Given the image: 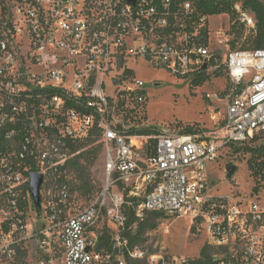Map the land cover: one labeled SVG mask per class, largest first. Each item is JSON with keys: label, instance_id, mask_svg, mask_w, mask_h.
<instances>
[{"label": "built area", "instance_id": "1", "mask_svg": "<svg viewBox=\"0 0 264 264\" xmlns=\"http://www.w3.org/2000/svg\"><path fill=\"white\" fill-rule=\"evenodd\" d=\"M232 10L228 15L247 37L256 35V14L239 0H233ZM211 17L191 0H0L2 256L13 260L31 238L27 219L35 210L47 218L49 245L60 248L61 264H113L114 259L128 264L96 251V229L106 217L123 251L128 245L122 238L124 210L136 200L141 221L158 212L201 223L206 245L214 248L209 264H264V199L215 196L210 171L224 147L245 145L264 133V49L230 51L223 65L202 41L210 35ZM128 59H144L180 77L224 67L230 80L224 135L143 136L117 127L120 99L139 106L147 100L139 80L117 101L107 93L106 78ZM95 129L104 145V187L86 209L67 216L70 194L62 173L71 158L70 142ZM33 173L44 177L41 209L30 192ZM128 252L132 260L146 258L137 249ZM148 261L196 264L161 256Z\"/></svg>", "mask_w": 264, "mask_h": 264}, {"label": "rangeland", "instance_id": "2", "mask_svg": "<svg viewBox=\"0 0 264 264\" xmlns=\"http://www.w3.org/2000/svg\"><path fill=\"white\" fill-rule=\"evenodd\" d=\"M234 24L235 28L243 34L242 40L236 44H234L236 36L231 32ZM209 32V50L213 55L220 57L223 65L230 51L242 49L243 43L248 38L245 28L239 26L236 17L228 14L211 17ZM126 69H130L132 75L124 78L122 75ZM111 72L106 78V83L107 93L113 96V100L117 101L122 97L120 92L125 88H134L136 80L145 83L147 94L146 103L140 106L133 99L127 101V113L117 112L118 115L114 119L117 127L125 125L128 129L151 128L157 131V134L153 136L164 133L179 134L187 129L204 137L224 135L226 117L224 97L230 91V80L225 69L221 76L213 70L208 71L210 80L200 87L192 86L194 76L174 75L164 69L151 66L144 59H128L123 67L113 69ZM113 76L116 77L114 81ZM213 95L217 97H210ZM257 138L255 143L250 142L245 145L249 147L263 145L264 133ZM100 143L102 144L101 140ZM240 146L230 145L221 150L217 162L210 170L213 181L212 192L215 196L224 198H233L236 193H240L245 196L253 194L255 197L261 196L264 199V181L258 185L252 177L248 169L251 155L237 151ZM233 165L238 170L229 178L228 169ZM89 173L91 179L97 182L102 190L105 183L103 144L102 156L91 167ZM69 179L73 180V176ZM97 197L98 195L88 201L76 192L72 195L73 201L67 212L77 213L88 207ZM27 223L31 238L17 248V254L13 260L0 254V264H13L19 260H24L26 264H49L53 259L55 264H61L60 248L55 250V247L49 245L50 234L47 232L48 221L45 214L37 213L35 210L29 211ZM158 223V229L147 234L144 243L136 248L144 252L146 257L141 259L140 264H150L148 258L152 256L200 259L201 251L206 246V234L201 223L188 216L168 215H164ZM106 224H108L107 218L103 217L97 225V231L102 230ZM119 258L126 260L123 255ZM130 264L137 263L130 262Z\"/></svg>", "mask_w": 264, "mask_h": 264}, {"label": "trees", "instance_id": "3", "mask_svg": "<svg viewBox=\"0 0 264 264\" xmlns=\"http://www.w3.org/2000/svg\"><path fill=\"white\" fill-rule=\"evenodd\" d=\"M195 3L199 13L208 16H217L223 14H232V5L233 0H191ZM237 1V0H235ZM244 2V6L254 12L257 17V34L254 36H248L246 41L243 43L242 49L244 50H259L264 49V0H239ZM239 26H242L239 23ZM240 30L235 28V24L231 28L232 34H235L236 42H239L243 38V34ZM209 35L202 37V41L206 46H209ZM219 60L220 57H219ZM224 67H221L214 73L221 76ZM132 75V71L126 69L122 77H127ZM210 80V75L207 73L199 74L195 77L192 82L193 87H200L204 85L207 81ZM125 99H120L118 103V108L123 112L127 113L128 105ZM191 129L183 131V133H193ZM130 135H143V136H153L157 134V131L151 128H132L127 132ZM195 133V132H194ZM101 134L98 129H95L87 138L77 139L70 142V154L71 158L68 160L62 177L64 182L69 187V200L68 208L73 201L72 195L80 193V195L86 198L88 201L92 200L96 195H99L101 192L100 185L91 179L90 169L94 166L102 156V144L100 143ZM258 140L256 137L251 142L255 143ZM155 140H151V144L154 145ZM239 152H243L246 155L250 154L251 158L248 161V169L251 172L252 177L257 181L258 185L264 181V144L249 147L247 145H241L237 149ZM73 176V180L71 178ZM256 191L258 189L256 188ZM131 205H126L125 215L127 216L126 228L123 232V239L127 241V248H124L123 251H120L116 247L114 236L112 231L105 226L102 230L97 231L98 240L96 245V251L102 255L114 254L115 256L123 255L127 261L134 262L137 264L142 263L141 260H132L129 257V250L133 251L136 248H139L141 243H144L147 234L154 232L158 229V221L164 217V214L158 212H151L146 215V218L141 221L136 217L135 207L138 202L136 200H130ZM87 208V207H86ZM85 208V209H86ZM84 210V209H83ZM81 210V211H83ZM66 211L67 216L75 215L70 214ZM97 230V229H96ZM214 253V248L205 246L201 251L200 259L196 260V264H209L212 260V254ZM128 262V264H130ZM13 264H26L24 260L16 261ZM115 264V259L113 260Z\"/></svg>", "mask_w": 264, "mask_h": 264}, {"label": "water", "instance_id": "4", "mask_svg": "<svg viewBox=\"0 0 264 264\" xmlns=\"http://www.w3.org/2000/svg\"><path fill=\"white\" fill-rule=\"evenodd\" d=\"M238 168L233 165L228 169V177L231 178ZM44 184V177L41 174L33 173L30 181V192L34 200L35 206L38 209L42 208V195L41 189Z\"/></svg>", "mask_w": 264, "mask_h": 264}]
</instances>
